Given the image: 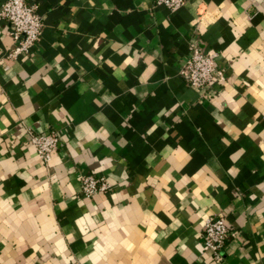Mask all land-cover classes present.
I'll return each mask as SVG.
<instances>
[{
	"label": "crops",
	"instance_id": "obj_1",
	"mask_svg": "<svg viewBox=\"0 0 264 264\" xmlns=\"http://www.w3.org/2000/svg\"><path fill=\"white\" fill-rule=\"evenodd\" d=\"M27 1L28 53L0 19V264H264V0ZM195 43L219 53L211 89L182 73ZM90 172L109 189L83 194Z\"/></svg>",
	"mask_w": 264,
	"mask_h": 264
},
{
	"label": "built area",
	"instance_id": "obj_2",
	"mask_svg": "<svg viewBox=\"0 0 264 264\" xmlns=\"http://www.w3.org/2000/svg\"><path fill=\"white\" fill-rule=\"evenodd\" d=\"M175 10L187 0H155ZM0 19L7 20L11 27L14 39L13 46L9 49L10 56L28 53L33 44L39 40L43 33L44 20L38 12L35 3L27 0H4L0 6ZM217 51H205L202 46L195 43L190 55L182 69L188 82L200 89H211L215 83L226 80V74L218 63ZM31 140L36 146L40 157L49 162L57 148L60 138L55 130L33 132ZM82 193L92 196L99 191L109 189L110 182L106 176L96 172L82 173ZM231 233L230 225L223 214L207 216L202 232V243L209 248L214 259L220 261L224 257L223 248Z\"/></svg>",
	"mask_w": 264,
	"mask_h": 264
}]
</instances>
